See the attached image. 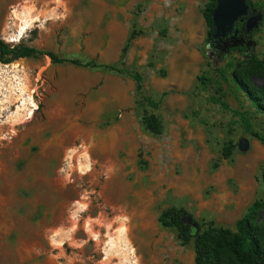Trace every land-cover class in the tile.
<instances>
[{
	"label": "rangeland",
	"instance_id": "rangeland-1",
	"mask_svg": "<svg viewBox=\"0 0 264 264\" xmlns=\"http://www.w3.org/2000/svg\"><path fill=\"white\" fill-rule=\"evenodd\" d=\"M251 1L262 11L208 42L207 0H0L8 46L98 65L45 55L0 63V78L24 93L0 112V264H194L198 230L182 245L158 222L163 211L182 208L201 230L233 229L264 202V115L220 71L242 41L264 60V0ZM83 146L91 157L64 154ZM111 156L112 175L99 170Z\"/></svg>",
	"mask_w": 264,
	"mask_h": 264
},
{
	"label": "trees",
	"instance_id": "trees-1",
	"mask_svg": "<svg viewBox=\"0 0 264 264\" xmlns=\"http://www.w3.org/2000/svg\"><path fill=\"white\" fill-rule=\"evenodd\" d=\"M217 0H207L203 16L207 26V41L211 42L215 33L213 12ZM247 4L256 12L262 11V6L248 0ZM242 23H237L234 30L240 31ZM257 30L254 31V34ZM125 49H123V54ZM230 56L220 71L228 73L235 89L242 93L245 99L256 111L264 115V60L258 59L246 44H241L229 49ZM35 55H45L52 63H71L74 65L98 66L94 62L81 64L78 61L58 59L52 53L42 52L23 44L14 47L8 46L0 39V63L7 65L21 58ZM123 57V56H122ZM104 68L119 71L114 66H102ZM263 80L260 86L253 83V78ZM135 81V89L141 91V77L137 73L132 74ZM204 80L203 78H200ZM142 124L147 130L158 134L159 123L153 116H144ZM255 137L256 135L253 134ZM229 151H224V157H229ZM264 183V169L262 171ZM158 222L166 228H174L177 239L182 245L189 243L192 226L198 231L193 236L194 264H264V202L254 201L246 210V213L235 222L233 229L216 228L209 225L201 230L199 223L193 216L182 208L170 207L163 211Z\"/></svg>",
	"mask_w": 264,
	"mask_h": 264
},
{
	"label": "bare ground",
	"instance_id": "bare-ground-1",
	"mask_svg": "<svg viewBox=\"0 0 264 264\" xmlns=\"http://www.w3.org/2000/svg\"><path fill=\"white\" fill-rule=\"evenodd\" d=\"M26 29V27H24L21 31V33L19 34L21 37V35L23 34V31ZM5 77V76H4ZM14 83V78L13 79H8V77L6 78V80L4 81L2 78H0V99L1 97H3V94H7V91L4 90V87L6 86L7 90H9V92L12 90L15 91V89H11V86L12 84ZM18 91V90H17ZM17 91L14 93L12 92L11 93V96L8 94V97L10 96L9 99H7V97H5V100L6 101H2L0 102V107L2 108L0 110L1 113L3 112H6L8 111L9 109L8 108H12L13 106H15L17 103L20 102V100H22V97L24 95V93L20 90V92L17 93ZM65 107V106H64ZM4 108V109H3ZM60 109V107H59ZM33 111V110H32ZM19 113V112H18ZM69 111H65L63 109H60L58 110L56 113H55V118L57 120H62L64 118V116L66 114H68ZM30 114H33V112H30ZM14 118V117H13ZM13 120V119H11ZM4 127V126H2ZM3 129V128H2ZM0 129V130H2ZM3 131V130H2ZM1 132V131H0ZM82 136V131H78V132H71V134L69 135L70 137V144L73 146L76 142L75 140L77 138H80ZM5 139V138H4ZM85 145V144H84ZM80 147V146H79ZM86 147V146H85ZM84 146L81 147L80 149H76V148H70V149H66L64 151V154L65 156H88V157H91L89 156L90 154L88 153V149L87 147L85 148ZM70 154V155H69ZM2 156H5L4 154ZM72 158V157H71ZM73 158H76V157H73ZM3 160V159H2ZM2 160L0 159V166L2 165ZM5 160V159H4ZM72 160V159H71ZM73 161V160H72ZM4 162V161H3ZM98 162V161H97ZM100 166H99V170L101 171H108L111 175L113 174V171L115 170L116 168V162L114 160V158L112 159V156L111 157H108L105 161L103 162H100ZM4 164V163H3ZM6 164V163H5ZM6 166V165H4ZM1 170V169H0ZM100 171H95L93 172V174H99ZM116 175V174H115ZM114 175V177H115ZM118 177V176H117ZM113 178V177H112Z\"/></svg>",
	"mask_w": 264,
	"mask_h": 264
},
{
	"label": "water",
	"instance_id": "water-1",
	"mask_svg": "<svg viewBox=\"0 0 264 264\" xmlns=\"http://www.w3.org/2000/svg\"><path fill=\"white\" fill-rule=\"evenodd\" d=\"M247 2L248 0H217L216 8L213 12L214 37L223 28L231 30L237 23H244L249 11H254ZM258 19H261L260 15H258ZM235 32L237 31L235 30ZM240 145L241 149L245 150V143L241 142Z\"/></svg>",
	"mask_w": 264,
	"mask_h": 264
},
{
	"label": "flooded vegetation",
	"instance_id": "flooded-vegetation-1",
	"mask_svg": "<svg viewBox=\"0 0 264 264\" xmlns=\"http://www.w3.org/2000/svg\"><path fill=\"white\" fill-rule=\"evenodd\" d=\"M230 35V34H229ZM49 151V150H48ZM42 180V177H40L39 179L38 178H34V177H31L30 179H29V181H30V185H33L34 183L36 184H39L38 182H42L41 181ZM49 181V180H48ZM51 182V181H50ZM30 185H28V187H25V188H30L31 186ZM34 195V194H33ZM33 195H32V197H33ZM31 197V198H32ZM53 214L52 215H54L55 213H54V211L52 212ZM52 217V216H51Z\"/></svg>",
	"mask_w": 264,
	"mask_h": 264
},
{
	"label": "built area",
	"instance_id": "built-area-1",
	"mask_svg": "<svg viewBox=\"0 0 264 264\" xmlns=\"http://www.w3.org/2000/svg\"><path fill=\"white\" fill-rule=\"evenodd\" d=\"M11 42V41H10Z\"/></svg>",
	"mask_w": 264,
	"mask_h": 264
}]
</instances>
